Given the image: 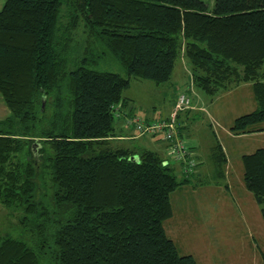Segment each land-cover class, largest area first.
<instances>
[{"label":"trees","instance_id":"1","mask_svg":"<svg viewBox=\"0 0 264 264\" xmlns=\"http://www.w3.org/2000/svg\"><path fill=\"white\" fill-rule=\"evenodd\" d=\"M181 58L200 94L249 84L257 108L229 132H264V0L5 1L0 94L11 114L0 120V205L27 239L0 230V264H197L163 226L188 176L158 151L112 142L115 122L135 114L131 81L169 83ZM108 61L126 77L99 70ZM213 150L222 167L217 138ZM241 161L264 220V147Z\"/></svg>","mask_w":264,"mask_h":264},{"label":"rangeland","instance_id":"2","mask_svg":"<svg viewBox=\"0 0 264 264\" xmlns=\"http://www.w3.org/2000/svg\"><path fill=\"white\" fill-rule=\"evenodd\" d=\"M203 1L209 7L214 4V0ZM82 48L80 44L79 52ZM99 70L126 77L125 70L114 61L102 63ZM189 76L188 64L181 58L171 82L156 85L133 79L131 87L125 91V97L130 99L129 104L134 107L135 113L127 122L137 118L152 122L171 117L176 109V104L173 108L172 104L178 93H186L193 101V108L179 111L182 116L178 123L182 129H186L187 137L182 133L184 139L178 134L177 137L184 141L185 151L195 167L204 166L205 178L202 183L180 186L172 193L173 216L163 223L164 229L179 253L192 255L197 264H264V220L253 194L244 185L241 161L243 154L264 147V133L243 138L227 136L238 116L257 108L252 88L244 84L215 96H207L192 87ZM125 110L128 111V108ZM188 113H191V122L187 124ZM117 121L116 136L123 133ZM260 126H264V123ZM140 137H133L139 139L131 140L129 146H133L138 153L145 149L158 151L164 159H171L180 170L181 161L170 157V143L163 134L153 135L150 145H144V138ZM216 138L225 149L229 161L222 167L218 166L213 156ZM160 140L166 143L165 146ZM183 165L188 166L186 163ZM219 168L222 169L221 173H218ZM43 175L48 177V168ZM178 176L182 177L180 174ZM9 214L8 209L0 205V230L16 238L27 239L20 230L11 226L13 219ZM51 264H56V261L52 259Z\"/></svg>","mask_w":264,"mask_h":264},{"label":"built area","instance_id":"3","mask_svg":"<svg viewBox=\"0 0 264 264\" xmlns=\"http://www.w3.org/2000/svg\"><path fill=\"white\" fill-rule=\"evenodd\" d=\"M190 102V98L187 95L181 94L176 102V109L171 117H169V120L164 118L150 123L143 122L142 120L139 121L138 119L131 121L132 124L136 126V130L139 135L163 134L165 140L170 143V157L188 165L184 169L185 172L192 171L195 167V163L192 160L187 159L188 155L183 145L184 141L177 137V114L179 111L189 108Z\"/></svg>","mask_w":264,"mask_h":264},{"label":"crops","instance_id":"4","mask_svg":"<svg viewBox=\"0 0 264 264\" xmlns=\"http://www.w3.org/2000/svg\"><path fill=\"white\" fill-rule=\"evenodd\" d=\"M6 0H0V9L3 7L4 3H5ZM174 101H176V98L174 99ZM174 104V102H173ZM173 104H172V107H173ZM193 104V103H192ZM127 111V110H126ZM128 112V111H127ZM11 114L7 104L5 103V100L4 98L2 97V95L0 94V120H3L7 117H9ZM191 113H188V115L186 116V123H190L191 121L189 119H191ZM182 115L180 114V117ZM128 119H132V117L128 118V116L124 117V119H121L120 121L118 120L117 123L118 124H121V128L120 130L123 132L121 134H119L118 136L112 138V142L115 146H120V147H128V148H132L133 149V146H129L131 140H138V139H132L133 137H135L137 135V137H139V133L137 132V130L135 129L136 126L132 124L131 121L127 122ZM154 122V121H152ZM135 127V128H134ZM181 133L187 137V134H185V131L186 129H182L181 128ZM264 132H260V133H253V134H247V135H243V136H234L232 135L230 132L227 134V136H232V138H237V137H246V136H255V135H258V134H262ZM146 135H141L140 138H144L143 140V143L144 145H150L152 143V140L153 139V135L151 136H148L146 137ZM184 139V137H183ZM160 142L164 143V146H165V142L163 140H160ZM155 146V145H153ZM223 147V146H222ZM165 149V147H164ZM258 149V148H257ZM223 151L226 155V158H227V153L225 152V149L223 148ZM189 160V158H187ZM228 158H227V163H228ZM184 167V166H183ZM177 168V167H176ZM181 168V167H180ZM181 170V171H180ZM178 169L177 168V171L178 173H180V175L182 176V178H185L186 176H188V179H189V183L185 184V185H182V186H186V185H190V186H195L199 183H202L203 182V179L205 178V176L203 175L204 174V166L203 165H199L197 167H195V169H193L192 171L190 172H185V170L183 169ZM189 174V175H188Z\"/></svg>","mask_w":264,"mask_h":264},{"label":"water","instance_id":"5","mask_svg":"<svg viewBox=\"0 0 264 264\" xmlns=\"http://www.w3.org/2000/svg\"><path fill=\"white\" fill-rule=\"evenodd\" d=\"M43 106H44V103H43Z\"/></svg>","mask_w":264,"mask_h":264}]
</instances>
